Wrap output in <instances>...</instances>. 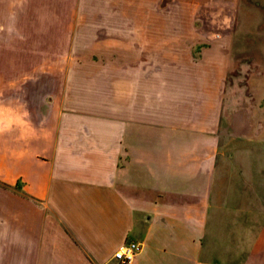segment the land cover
<instances>
[{
	"label": "crops",
	"instance_id": "1",
	"mask_svg": "<svg viewBox=\"0 0 264 264\" xmlns=\"http://www.w3.org/2000/svg\"><path fill=\"white\" fill-rule=\"evenodd\" d=\"M195 1L0 0V264H264V0Z\"/></svg>",
	"mask_w": 264,
	"mask_h": 264
},
{
	"label": "rangeland",
	"instance_id": "2",
	"mask_svg": "<svg viewBox=\"0 0 264 264\" xmlns=\"http://www.w3.org/2000/svg\"><path fill=\"white\" fill-rule=\"evenodd\" d=\"M184 2L186 9L188 11V9L193 8V5L195 3H197L195 0H154V6L152 7L153 9V17H154V21H160L161 20V10L157 11L158 9L163 8V11H165V8H169V11L172 10H177L178 5H183L181 4V2ZM211 0H203L202 5L203 7L205 6H209V2ZM217 2V8L218 10H223L224 11V4L226 2V0H215ZM242 1H244V5L245 3H247V0H240L239 1V5H241V3H243ZM252 5H247V6H242L240 8V10L242 11L243 14V23L241 24L240 22L235 23V26H237V28H235L233 30V34L235 36V38L240 37L243 39H248L247 41H249V43H251L250 45H236L234 47V52L237 55H244V54H249L244 56L245 61H234L233 65V69H238L239 68V64H243L244 68L248 71V73L246 74V77L240 79L242 80V82L246 83L247 85H249L251 83V81H256V78H252V77H247L248 74H251L252 72H257L258 70H264V61L263 60H256V61H251V60H247L252 59V57L256 58V59H260L264 57V4H261L260 2H254L251 3ZM89 5L92 7H99V6H103V7H112V8H116V9H120L122 12L120 13V15L116 14V20H122V21H129V17H130V8H131V0H89ZM208 8V7H207ZM208 10V9H207ZM216 10V9H215ZM245 11V13H244ZM158 12V13H157ZM239 14H237V19H239V17L241 16ZM119 16V17H118ZM192 13L191 14H186V17H184V22L188 23V22H192L194 20V18H192ZM97 17V15H96ZM173 17H176L175 15L173 16L172 12L170 15L171 20L176 21V19H174ZM202 17L205 18L206 23H218L219 21H221V18H224L225 15L223 13H214V14H202ZM241 21V20H240ZM255 55H252V54ZM260 54L262 55L260 57ZM242 57V56H241ZM246 57V58H245ZM238 66V67H237ZM251 72V73H250ZM262 79V78H261ZM249 81V82H248ZM251 85V84H250ZM249 85V86H250ZM250 87H254V86H250ZM250 90H252L250 88ZM4 95L1 93L0 90V104L2 103V101L4 100ZM10 99L11 102H16L17 103V93L13 92L12 95H10ZM8 99V98H7ZM1 112V111H0ZM17 111L15 110H10V114H13L14 116H17Z\"/></svg>",
	"mask_w": 264,
	"mask_h": 264
},
{
	"label": "built area",
	"instance_id": "3",
	"mask_svg": "<svg viewBox=\"0 0 264 264\" xmlns=\"http://www.w3.org/2000/svg\"><path fill=\"white\" fill-rule=\"evenodd\" d=\"M139 247H140L139 243L135 241H127L123 243L114 252V257L119 259L123 263L129 262L133 259Z\"/></svg>",
	"mask_w": 264,
	"mask_h": 264
}]
</instances>
